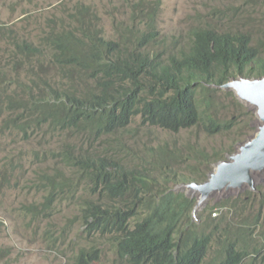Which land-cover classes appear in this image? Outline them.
Here are the masks:
<instances>
[{
  "label": "trees",
  "instance_id": "16d2710c",
  "mask_svg": "<svg viewBox=\"0 0 264 264\" xmlns=\"http://www.w3.org/2000/svg\"><path fill=\"white\" fill-rule=\"evenodd\" d=\"M72 26L70 34H51L45 51L51 53L49 56L30 43L13 40L12 55L25 68L39 67L45 61L59 75L64 74L69 84L68 88L59 89L45 83L42 90L49 96L44 102L31 97L21 100L22 113L15 120L24 136L33 120L49 124L50 131L81 134L87 140L105 142L107 136L125 130L135 118L141 125L173 134L201 127L206 135L214 136L232 130L236 121L212 118V95L218 92L212 85L221 86L237 76H264V58L247 33L195 29L183 50L178 54L164 53V58L161 51L150 50L159 39L154 13L147 14L140 35L130 42L105 40L101 29L90 28L85 20L74 19ZM86 31H93L94 35L89 36ZM75 73L83 81L86 77L93 80V90H76L71 81ZM227 93L234 98L231 92ZM233 101L239 103L235 98ZM102 154L88 158L63 146L57 152L58 160L71 176L65 178V173L55 171L54 177L65 189L62 191L49 180L51 188L44 207L49 208L60 192H65L69 200L80 198L78 217L84 232L108 237L114 255L112 264L245 261L250 249L245 246L246 237L260 226L264 228L258 217L244 218L234 229L229 223H215L211 214L217 207L226 208L229 202L224 201L202 213L200 224L194 223L190 214L192 201L171 190L180 184L204 182L212 166L201 171L192 163L189 173L177 174L158 162L176 158L166 147L159 149L156 158L142 160L138 168L120 157ZM221 159L216 153L207 164ZM147 164L162 171L158 178L145 173ZM163 173L169 177H162ZM81 188H88L89 192L77 197ZM245 194V200L254 197L253 193ZM263 206L264 201H260L258 214ZM205 213L207 217H203ZM212 249L213 256L208 259ZM251 249L258 251L257 256L261 255L264 263V245ZM96 260V249L80 250L72 264H92Z\"/></svg>",
  "mask_w": 264,
  "mask_h": 264
},
{
  "label": "rangeland",
  "instance_id": "374dc122",
  "mask_svg": "<svg viewBox=\"0 0 264 264\" xmlns=\"http://www.w3.org/2000/svg\"><path fill=\"white\" fill-rule=\"evenodd\" d=\"M137 1H143L157 16L159 39L150 46L154 53L161 51L163 57L164 53L178 54L193 30L211 27L219 32L249 34L264 58V0H0V264H72L80 250L93 249L97 250L98 260L92 264L113 263L108 237L84 232L78 217L80 198L69 200L65 192H60L49 208L44 207L51 188L49 180L62 191L65 189L54 177L55 171L65 173V178L71 176L58 160L57 152L63 146L68 145L74 153L88 158H96L101 152L102 157L114 155L137 168L142 160L156 158L159 149L166 147L176 158L158 161L159 164L185 174L190 172L192 163L201 171L211 167L207 161L216 153L221 160H227L236 145L255 132L252 110L235 103L222 90L212 95L210 115L217 121L235 119L236 126L214 136L206 135L201 127L173 134L141 125L138 118L125 130L107 136L105 142L97 138L87 140L81 134L50 131L49 124L33 120L28 123L26 136L19 131L15 117L22 113L21 100L31 97L44 102L49 96L42 90L45 83L59 89H66L69 84L64 74L59 75L45 61L39 67L25 68L12 55L13 43L25 41L40 48L46 56L51 55L45 53L51 34L61 31L70 34L74 13L80 7L88 9L90 14L84 20L90 28L101 29L105 40L127 42L121 34L132 24L139 26L144 22V16H132L130 5ZM86 34L93 36L94 32ZM71 81L79 91L82 83H87L78 73ZM153 167L147 164L145 173L158 178L162 171ZM165 176L169 174L163 173L162 177ZM170 185L166 186L168 191ZM178 186L171 190L192 201L193 215L196 198L187 196ZM255 188H259L254 197L258 208L259 201H264V175L256 178ZM88 192V188H81L77 197ZM243 192L213 195L207 207L197 213V222L200 223V214L209 207L240 195L245 197ZM214 212L215 223H229L231 229L238 227L244 218L258 217L259 225H264V206L260 214L252 206L245 210L219 208ZM262 245L264 228L260 226L246 237L245 246L251 249ZM213 252L214 249L208 259Z\"/></svg>",
  "mask_w": 264,
  "mask_h": 264
},
{
  "label": "water",
  "instance_id": "95a60500",
  "mask_svg": "<svg viewBox=\"0 0 264 264\" xmlns=\"http://www.w3.org/2000/svg\"><path fill=\"white\" fill-rule=\"evenodd\" d=\"M213 88L231 92L234 98L252 110L255 132L236 145L235 151L212 165V171L201 183L180 184L177 189L196 198L194 213L202 209L213 195H238L245 189L254 190L256 178L264 175V76H238Z\"/></svg>",
  "mask_w": 264,
  "mask_h": 264
},
{
  "label": "clouds",
  "instance_id": "9594fccd",
  "mask_svg": "<svg viewBox=\"0 0 264 264\" xmlns=\"http://www.w3.org/2000/svg\"><path fill=\"white\" fill-rule=\"evenodd\" d=\"M130 9H131V13H132V16H134V17H140V16H144V21H146V19H147V14H149V13H154V12H152V10L153 9H151L148 5H146L143 1H137L136 3H133V4H131L130 5ZM90 13H89V11H85V8H82V7H80V8H77V10H76V12L74 13V19L75 20H84V18L86 17V16H88ZM154 18H155V21H156V24H157V16L154 14ZM73 19V20H74ZM72 20V21H73ZM87 23V22H86ZM144 23V22H143ZM142 23V24H143ZM88 24V23H87ZM142 24L141 25H139V26H137V25H134V24H132L126 31H125V33L124 34H121V36L122 37H124L125 39H127V41H133L136 37H138L139 35H140V33H141V31H142ZM205 28H211V27H205ZM157 29H158V27H157ZM213 29V28H212ZM216 30V29H215ZM217 32V31H216ZM238 77V76H237ZM85 81L87 82V83H82V85H81V91L82 92H85V91H89V90H93V88H94V86H95V82L93 81V80H91V79H89V78H87L86 77V79H85ZM229 82V81H228ZM228 82H226V83H228ZM225 83V84H226ZM224 85V84H223ZM216 89V88H215ZM217 90H219L220 91V89H217ZM223 91V90H222ZM225 93H227V91H224ZM255 129V128H254ZM252 135V134H251ZM248 136V135H247ZM246 136V137H247ZM246 137L244 138V140L246 139ZM244 140H242V141H244ZM242 141H240V142H242ZM212 171V170H211ZM210 171V172H211ZM209 172V173H210ZM208 173V174H209ZM258 190H259V188H254V190H249V189H245L244 190V192H243V194L245 195V197H243V195H240V196H238L237 198H235V199H230V200H228V202H229V204H228V206L226 207V208H229V209H232V210H237V209H240V210H245L246 208H248V207H250V206H252L254 209H258L257 208V206H256V201H255V199H254V197H255V195H256V193L258 192ZM245 192H250V193H253L254 194V197H251V198H249V199H246L245 200V198H246V194H245ZM242 193V192H241ZM193 200H195V199H193ZM254 200V201H253ZM224 202V201H223ZM260 202V201H259ZM196 203V202H195ZM207 205H208V203L202 208V209H200V210H197V212L196 213H194V211L195 210H193V215H191V218H192V221L194 222V223H198L197 222V219H196V215H197V213L199 212V211H202L203 209H205L206 207H207ZM211 207H213V206H211ZM211 207H209V208H211ZM209 208L208 209H206L204 212H207V211H209ZM217 209H219L218 207L214 210V211H216ZM213 211V213H214V215H216V212H214ZM203 212V213H204ZM212 213V214H213ZM202 214V213H201ZM201 214H200V216H199V219H200V223H201ZM212 214H211V219H212ZM207 216H208V214H207ZM203 217H204V215H203ZM252 219V218H251ZM255 219V218H254ZM184 220H186V216H184ZM213 220H215V219H213ZM200 223H198V224H200ZM248 251V256L245 258V261H249V262H242V264H264L263 262H262V257H261V255L260 256H257V253H258V251L257 250H255V249H249V250H247Z\"/></svg>",
  "mask_w": 264,
  "mask_h": 264
}]
</instances>
